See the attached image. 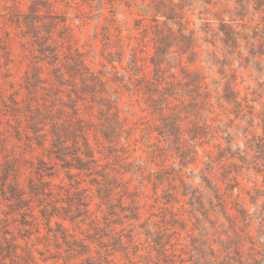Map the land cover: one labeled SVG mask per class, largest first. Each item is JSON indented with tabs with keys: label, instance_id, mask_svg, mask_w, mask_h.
Here are the masks:
<instances>
[{
	"label": "rangeland",
	"instance_id": "rangeland-1",
	"mask_svg": "<svg viewBox=\"0 0 264 264\" xmlns=\"http://www.w3.org/2000/svg\"><path fill=\"white\" fill-rule=\"evenodd\" d=\"M0 264H264V0H0Z\"/></svg>",
	"mask_w": 264,
	"mask_h": 264
}]
</instances>
